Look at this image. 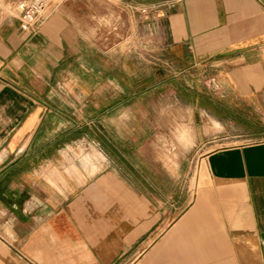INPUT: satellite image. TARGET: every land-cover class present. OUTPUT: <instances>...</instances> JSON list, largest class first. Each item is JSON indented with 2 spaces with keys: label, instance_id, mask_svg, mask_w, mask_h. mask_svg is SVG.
Wrapping results in <instances>:
<instances>
[{
  "label": "crops",
  "instance_id": "obj_1",
  "mask_svg": "<svg viewBox=\"0 0 264 264\" xmlns=\"http://www.w3.org/2000/svg\"><path fill=\"white\" fill-rule=\"evenodd\" d=\"M96 1L68 0L35 30L1 17L0 264H111L133 246L135 264H264V139L210 151L203 186L159 233V174L132 182L107 118L160 82L138 93V78L107 73L112 20L146 30L168 71L213 76L242 126L264 116V0Z\"/></svg>",
  "mask_w": 264,
  "mask_h": 264
},
{
  "label": "rangeland",
  "instance_id": "obj_2",
  "mask_svg": "<svg viewBox=\"0 0 264 264\" xmlns=\"http://www.w3.org/2000/svg\"><path fill=\"white\" fill-rule=\"evenodd\" d=\"M14 1H0V20L6 13L18 15ZM66 1L68 0H60L59 6ZM91 3L96 11L103 9L96 0H91ZM109 12L110 6L107 5V13ZM96 23L103 25L102 20H97ZM137 29L134 20L107 21V46L122 42L121 48H107V73L111 72L117 77L122 75L138 78V93L141 88L146 89L151 84L152 73L160 80L159 85L153 91L149 88L144 95L138 94L129 99L128 115L107 118L110 119L109 124L121 126L123 131L113 132V140L121 141V135L124 137L122 140L128 138L129 142L121 147L127 158L122 157L120 162L125 170L135 174L132 175L135 178L132 182L145 185L148 183L136 180V177L141 178L137 173L139 170L145 174H159V180L153 183L159 186L160 200L163 201L159 230L162 233L203 186L202 179L207 171L206 157L209 152L225 144L250 143L264 139V116L258 110L252 111L255 114L252 124L242 126L245 124L244 119L234 115L231 102L227 104L219 100L221 92L216 90L213 81L211 83L213 76L208 77L199 69L190 73L179 70L174 72L172 69L168 71L158 49L151 48V38L146 35L147 31L142 36L141 33L136 36ZM123 64L129 67L123 69ZM114 112L117 113L118 110ZM217 115L227 121L228 125H216L214 120H217ZM232 120L239 121L240 126L232 127ZM200 125H207L202 141L197 139L196 132ZM126 130L133 132L126 133ZM169 210L170 214L167 215ZM147 248L148 244H145L143 249ZM135 251L136 247L133 246L125 256L111 264H135L138 255Z\"/></svg>",
  "mask_w": 264,
  "mask_h": 264
},
{
  "label": "built area",
  "instance_id": "obj_3",
  "mask_svg": "<svg viewBox=\"0 0 264 264\" xmlns=\"http://www.w3.org/2000/svg\"><path fill=\"white\" fill-rule=\"evenodd\" d=\"M14 3L18 9L22 28L35 30L57 9L60 0H15Z\"/></svg>",
  "mask_w": 264,
  "mask_h": 264
}]
</instances>
